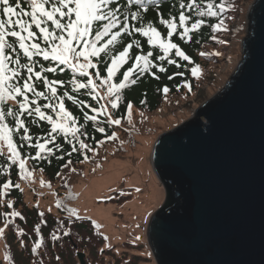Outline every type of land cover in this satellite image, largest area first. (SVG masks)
I'll list each match as a JSON object with an SVG mask.
<instances>
[{"label":"snow or ice","instance_id":"6c2138e0","mask_svg":"<svg viewBox=\"0 0 264 264\" xmlns=\"http://www.w3.org/2000/svg\"><path fill=\"white\" fill-rule=\"evenodd\" d=\"M234 8L233 0H174L166 17L162 0H0V176L9 177L0 184V205L13 209V201L6 197L13 188L23 191L20 183L10 179L13 168L18 170V179L29 184L34 182L36 168L42 162L51 164L53 159L63 162L62 169L75 173L73 155L82 156L79 162L83 163L90 159L88 152L96 151L87 142L89 139L96 145L119 140L116 131L108 134V130L123 128L125 119L132 125L134 104L126 101L125 92L142 77L159 80L158 74L167 72V66L179 69L187 67L182 63L187 62L191 77L199 79L200 65L173 37L189 44L207 26L211 38L217 40L216 33L229 32L227 21L234 19L229 15ZM150 10L155 11V19L148 18ZM208 18L216 22L209 23ZM199 55L210 54L201 51ZM65 73L67 80L56 78ZM184 75L183 71L175 72L168 79ZM183 87L192 91L188 81ZM160 91L167 98L170 89L165 85ZM67 102L79 111V116ZM89 125L105 140L90 136ZM33 128L42 131L34 135ZM56 175L66 181L62 172ZM39 183L41 187H52L50 181L41 179ZM108 191L117 197L129 195L122 188ZM134 191L142 189L135 187ZM71 198L69 192L66 198L55 201L56 209L67 213L69 226L64 220L57 221L51 234L53 242L70 238L71 225L85 219L76 208L67 206L65 199ZM104 199L113 197H101V201ZM151 215L146 209L144 220ZM0 216L4 220L0 235L13 223L12 218L23 219L15 210ZM38 216L41 221L34 231L40 238L31 249L33 255L41 247V225L47 224L44 212ZM86 219L93 229L101 227L90 217ZM16 233L24 235L18 227ZM95 234L105 241L109 239L102 232ZM20 246H25L23 239ZM104 247L111 248V244Z\"/></svg>","mask_w":264,"mask_h":264},{"label":"water","instance_id":"95a60500","mask_svg":"<svg viewBox=\"0 0 264 264\" xmlns=\"http://www.w3.org/2000/svg\"><path fill=\"white\" fill-rule=\"evenodd\" d=\"M250 19L232 79L153 145L165 192L147 229L156 264H264V0Z\"/></svg>","mask_w":264,"mask_h":264},{"label":"rangeland","instance_id":"374dc122","mask_svg":"<svg viewBox=\"0 0 264 264\" xmlns=\"http://www.w3.org/2000/svg\"><path fill=\"white\" fill-rule=\"evenodd\" d=\"M240 1L243 4L240 19L237 11H234L232 15L234 19L228 21H237L238 26L234 35L223 34L224 52L230 56H225L221 50L216 51L219 53V66H211L214 76L211 80L204 82L191 97L176 99L167 108L163 106L156 116L147 117L148 121L140 118L141 122L135 128L134 137L123 140L122 146L118 141L100 152L96 161L83 164L82 169L77 167L75 173L70 171L65 173L68 186L65 195L70 192L74 199L69 207L76 208L81 217H90L101 225L96 230L89 224L91 234L94 236L91 245L97 246L99 250L104 249L105 261H110L111 264H155L147 245V229L152 215L145 221L144 213L147 209L154 214L165 200V193L158 181L159 177L152 169V147L160 134L187 120L203 102L218 93L221 87L229 82L241 63L242 45L248 36L249 13L256 0ZM230 43L234 45L229 46ZM172 107L174 108L171 109ZM135 187L141 188L142 191L136 193ZM109 188H122L129 195L117 197L116 193L108 191ZM41 192L45 193L42 202L44 208L55 209L53 197L56 196L53 192L48 189ZM39 196L40 190H33L28 195V200L34 205ZM108 196H112L113 199L101 201V197ZM81 221L77 220L75 223ZM137 224L140 225L139 228L136 227ZM96 231L108 236V241L96 235ZM7 232L8 228L3 234ZM137 236L140 237L138 241L135 240ZM106 243H110L111 248H105ZM86 244L88 246V243ZM0 253L4 256L3 244L0 245ZM45 257L44 259H47ZM1 264H7L6 260Z\"/></svg>","mask_w":264,"mask_h":264},{"label":"trees","instance_id":"16d2710c","mask_svg":"<svg viewBox=\"0 0 264 264\" xmlns=\"http://www.w3.org/2000/svg\"><path fill=\"white\" fill-rule=\"evenodd\" d=\"M162 3L164 14L167 17L169 8L174 3V0H162ZM233 3L235 5V8L233 10H230L229 15L232 16L233 12L237 11V14L239 16L238 19H240V11L243 4H241L240 0H233ZM147 16L149 19H155V11L150 10ZM208 22L215 23L216 21L213 18H208ZM227 23L229 32L226 34H228V36H231L235 33L238 24L235 20L231 22L227 21ZM251 30L252 27L250 19L247 37H249ZM223 34V32L216 33L215 35L217 37V40L225 41V39H223ZM173 39L175 42L181 43L182 48H184L187 54L190 55L195 64L200 65L202 72L200 78L196 79L191 77L190 72L187 70L189 67H191V65H187V62H182L187 67L179 69L175 68L174 66H167V72L158 74L160 76L159 80L152 79L150 76L142 77L136 85L130 87L125 92L126 101L130 100L134 104L132 113V125H129L127 123V120L125 119L123 121V128L113 127L112 129H109L108 134H111L112 131H116L119 135L120 139L115 142L105 140V137L102 134L94 132L89 125V135L95 137L96 140H105V142L103 144L96 145L92 139H89L87 142L94 145L96 149L95 153L88 152L87 155L90 157V159L88 161H84L83 163L79 162L83 159V157L74 154L72 157V167H80L82 169L83 164H88L96 161L99 153L106 148H109V146L120 140H130L134 137L135 128L137 127V124L141 122V119L148 121L147 117L156 116V114L160 112V109L163 106L167 108L176 99L180 100L181 98H185L186 96L191 97L193 93L199 90L204 82L212 79L211 66L217 67L219 66V63L218 55L211 54L216 53L217 50L223 51L224 54L225 52L224 43H218L217 40H213L211 38V29L207 26L203 27L201 32L196 35L195 40L189 44H183L176 37H173ZM196 41L199 42L197 43ZM145 50H147V46H145ZM201 51L209 53L210 55L201 57L199 55ZM180 71H183L185 75L173 76V79H168V76ZM233 75L231 76L230 80L232 79ZM56 78L67 80L68 74H62ZM185 81H188L191 84V92L183 87ZM165 85L170 89L167 98H165L164 94L160 91V89H162ZM81 98L88 99L87 97ZM142 100L145 101L144 104H141ZM92 103L94 104L95 102ZM67 106L76 115H80L79 111L74 106H72L70 102H67ZM173 108L174 107H172L171 109ZM120 112H124L123 106L121 107ZM141 112L144 113L143 117L140 115ZM125 129H127V131H125ZM32 131L33 134L36 135L40 134L42 130L33 128ZM24 151H27V149H25ZM62 163L63 162L57 161L55 159L52 160L51 164L42 162L34 172V182L32 184L20 181L18 179V170L16 168H13L11 170L10 179L13 181V183H20L23 191L13 188L10 194L6 197L7 200L13 201V209H9L4 205H0V214L15 210L21 213L23 219H20L19 217L12 218L13 223L8 227L7 234L0 235V245L3 244L4 246V256H2L0 253V264L3 260H6L5 255L8 256V259L6 260L7 264H80L76 255L78 252L84 254L86 253L84 256V260L86 262L85 264H111L110 261H105L106 253L101 252L97 246L91 245L94 236L90 231V222L86 218L82 219V221L78 223H75V221L71 225L72 235L70 238L64 237L61 240L55 242L51 240V234L57 227V221L64 220L65 226H69L67 224V213L61 210H56V208L51 209V211L44 208L42 202L45 193L41 191H46V189L51 190L56 196V198L52 196L54 198V202L57 199L66 198L68 196L65 195V190H67L68 188L67 185L65 186L66 181L62 180L56 175L57 172H62V175L65 177V173L69 171L68 169L61 168ZM41 168H43L42 172ZM8 178L9 177L7 175L0 176V184H2L3 181ZM41 179L50 181L52 187H41L39 183ZM33 190H40V196L34 205L31 204L28 200V195ZM73 200V196L71 199H65V203L68 207L73 202ZM39 212H44L43 219L47 221V224L41 225V247L37 250V253L33 255L31 249L34 246L35 241L40 238L37 237L34 231L35 225H37L41 221V218L38 216ZM3 226L4 220L2 216H0V227ZM17 227L23 229L24 235L22 237L16 233ZM21 239H23L24 241V247L20 246ZM86 243H88L89 248ZM44 257L47 259H44ZM57 257H59V260H57Z\"/></svg>","mask_w":264,"mask_h":264},{"label":"bare ground","instance_id":"6f19581e","mask_svg":"<svg viewBox=\"0 0 264 264\" xmlns=\"http://www.w3.org/2000/svg\"><path fill=\"white\" fill-rule=\"evenodd\" d=\"M249 19V18H248ZM153 216V215H152ZM150 225V224H149Z\"/></svg>","mask_w":264,"mask_h":264}]
</instances>
